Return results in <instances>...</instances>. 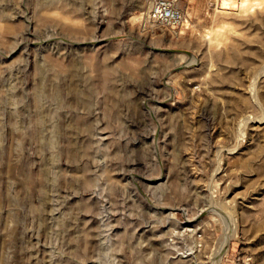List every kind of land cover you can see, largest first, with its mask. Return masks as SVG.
I'll list each match as a JSON object with an SVG mask.
<instances>
[{"label":"rangeland","instance_id":"obj_1","mask_svg":"<svg viewBox=\"0 0 264 264\" xmlns=\"http://www.w3.org/2000/svg\"><path fill=\"white\" fill-rule=\"evenodd\" d=\"M231 1L0 0V264H264V0Z\"/></svg>","mask_w":264,"mask_h":264},{"label":"built area","instance_id":"obj_2","mask_svg":"<svg viewBox=\"0 0 264 264\" xmlns=\"http://www.w3.org/2000/svg\"><path fill=\"white\" fill-rule=\"evenodd\" d=\"M183 0H146L147 10L144 22L150 26L181 25L184 13L181 8Z\"/></svg>","mask_w":264,"mask_h":264},{"label":"bare ground","instance_id":"obj_3","mask_svg":"<svg viewBox=\"0 0 264 264\" xmlns=\"http://www.w3.org/2000/svg\"><path fill=\"white\" fill-rule=\"evenodd\" d=\"M231 0H221V4H222V8H227V6H229V5H231ZM245 0H242L241 2H240V4H238L240 7H243V5H245ZM143 15H144V13H143ZM212 33H209V35H211ZM210 37V36H209ZM225 242V241H224ZM226 243V242H225ZM224 246H225V244H224Z\"/></svg>","mask_w":264,"mask_h":264}]
</instances>
